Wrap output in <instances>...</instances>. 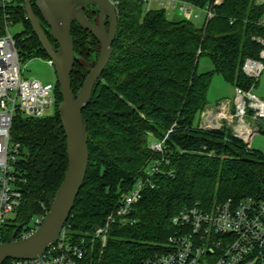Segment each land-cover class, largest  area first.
<instances>
[{
	"label": "trees",
	"instance_id": "1",
	"mask_svg": "<svg viewBox=\"0 0 264 264\" xmlns=\"http://www.w3.org/2000/svg\"><path fill=\"white\" fill-rule=\"evenodd\" d=\"M24 1L14 0L9 6L10 22L25 24V30L14 35L20 61L47 59L26 19ZM114 1L117 28L112 54L82 110L88 168L65 225L74 240L103 225L147 163L164 159L151 178L154 186H146L133 206L131 222L110 225L107 243L96 260V264H139L166 249L167 237L175 231L171 219L184 207L196 202L209 207L228 199L258 202L264 197V153L247 149L227 130H204L195 123L207 104L206 92L214 72L234 86L248 88L253 83L242 73L241 64L245 57H257L261 48L251 37H264V25L258 24L264 18V2L220 0L212 5L214 0H183L199 8L211 5L214 10L213 17L204 15L196 25L192 19L169 18L163 7L147 8L143 0ZM93 6L85 9L90 21ZM71 34V88L76 95L95 65L100 47L75 21ZM201 55L211 59L212 71L197 72ZM10 137L21 144L15 169L25 180L20 185V205L3 227L2 242L9 241L20 224L16 238L24 236L29 221L42 210L48 211V196L55 194L67 168L66 140L57 107L53 114L40 117L17 113ZM154 140H163L162 151L150 147ZM95 248L101 249L97 243Z\"/></svg>",
	"mask_w": 264,
	"mask_h": 264
},
{
	"label": "built area",
	"instance_id": "2",
	"mask_svg": "<svg viewBox=\"0 0 264 264\" xmlns=\"http://www.w3.org/2000/svg\"><path fill=\"white\" fill-rule=\"evenodd\" d=\"M14 0H0L2 32H0V243L2 231L9 217L20 205V190L24 177L15 169L21 156V144L12 141L10 131L17 113L26 117L44 116V111L58 105L56 82H42L22 74L16 40L9 30V6ZM165 10H178L186 19L215 15L211 5L199 8L183 0H143ZM214 0L212 5L219 4ZM264 25V18L258 20ZM260 44L257 57H245L242 73L252 79L248 88L234 86L232 100H219L200 115L198 127L204 130H227L240 139L247 149L256 134L264 137V97L254 92L264 72V37L252 35ZM47 64L52 65L49 58ZM150 147L162 151L163 140H154ZM164 159H153L143 168L103 225L74 240L64 225L56 241L39 256L15 259L9 264H94L96 243L101 250L107 243L111 224L131 222L133 206L139 201L146 186L153 187L152 176ZM174 233L167 237L166 249L144 258L139 264H264V197L258 202L251 198L235 203L231 199L214 202L205 207L200 202L186 206L171 219ZM31 231L30 233H32ZM25 237V236H23ZM22 237V238H23Z\"/></svg>",
	"mask_w": 264,
	"mask_h": 264
},
{
	"label": "water",
	"instance_id": "3",
	"mask_svg": "<svg viewBox=\"0 0 264 264\" xmlns=\"http://www.w3.org/2000/svg\"><path fill=\"white\" fill-rule=\"evenodd\" d=\"M52 35L51 42L30 0L24 1L26 19L42 49L51 60L61 101L57 111L66 140L67 168L54 195L48 196V211L39 226L28 236L16 238L18 225L7 242L0 243V264L8 259H32L53 244L64 227L75 199L80 192L89 163L86 122L82 110L89 103L94 85L112 54V42L117 28V12L111 0H33ZM96 5L99 20L88 19L85 9ZM75 21L99 42L98 59L76 95L71 88L74 64V44L71 25ZM108 21V28L106 27Z\"/></svg>",
	"mask_w": 264,
	"mask_h": 264
},
{
	"label": "rangeland",
	"instance_id": "4",
	"mask_svg": "<svg viewBox=\"0 0 264 264\" xmlns=\"http://www.w3.org/2000/svg\"><path fill=\"white\" fill-rule=\"evenodd\" d=\"M112 1V0H111ZM114 4L116 1H112ZM154 2H151L150 4H147L149 7L154 6ZM94 7V6H93ZM97 9L96 7L92 8L89 11V14L92 18V22L97 23L99 20V15L96 12ZM96 12V13H95ZM166 14L169 18H177L180 14L178 10H166ZM192 21L194 24H199L198 19L192 18ZM107 28H108V21H107ZM9 32L12 35H18L21 32L25 30V24L21 21L18 22H13L9 23L8 27ZM20 66L22 70V74L26 78H36L42 82H55V72L54 68L52 65L47 64L46 59L43 57H33L30 59H21L20 61ZM197 72H205V71H212L213 70V63L211 59L206 56V55H201L198 58V63H197ZM234 85H232L230 82H228L222 74L218 72H214L211 76L207 92H206V101H207V106L203 108H210L213 105H215L219 100H232L234 97ZM254 92L261 97H264V72L261 74L259 77V80L257 82V86L254 88ZM54 107H50L44 111V115H51L54 113ZM202 110V112H203ZM201 112V113H202ZM201 115V114H200ZM199 119V113L196 115L195 118V123H198ZM252 148L258 149L264 153V137L262 134H256L253 137V140L251 142ZM26 152V151H25ZM45 212L42 210L39 214L35 215L33 220L29 221L28 225L30 226L29 229L24 230L22 234H25L24 236H28L31 234V231H34L41 221L43 220L45 216ZM23 237V236H22ZM21 237V238H22ZM99 252V253H98ZM94 253H96V257L94 259V264H96V260L98 259L97 256L101 255L102 250L99 248L94 249Z\"/></svg>",
	"mask_w": 264,
	"mask_h": 264
},
{
	"label": "crops",
	"instance_id": "5",
	"mask_svg": "<svg viewBox=\"0 0 264 264\" xmlns=\"http://www.w3.org/2000/svg\"><path fill=\"white\" fill-rule=\"evenodd\" d=\"M264 2V0H256V3H263ZM172 11H174V10H172ZM179 16L178 17H183L182 16V14L179 12ZM204 16V13H200V15H199V17H197V18H195V19H198L199 21L201 20V18ZM47 82H50V81H47ZM208 104H206V106H207ZM200 120V116H199V119H198V121Z\"/></svg>",
	"mask_w": 264,
	"mask_h": 264
}]
</instances>
